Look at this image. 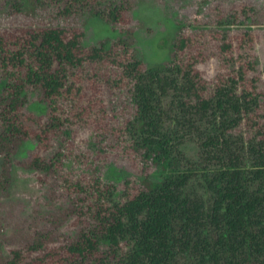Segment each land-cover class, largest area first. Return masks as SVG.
Segmentation results:
<instances>
[{
  "label": "trees",
  "instance_id": "trees-1",
  "mask_svg": "<svg viewBox=\"0 0 264 264\" xmlns=\"http://www.w3.org/2000/svg\"><path fill=\"white\" fill-rule=\"evenodd\" d=\"M132 5L131 0H66L63 16L86 13L120 28L122 35L108 46L88 48L83 29L53 23L27 26L11 39L0 34V181L4 176L9 182L11 156L30 140L38 148L25 166L58 172L60 163L39 152L46 153L54 137L68 136L73 123L99 127L96 116L108 108L102 91L116 95L120 89L129 91L133 111L122 133L145 163L160 169L159 179L146 173L140 187L118 202L115 188L106 186L107 204L96 202L92 223L72 240L46 248L39 237L25 249H13L5 263L0 248V264H31L26 251H45L37 264H264V114L256 115L264 107V92L257 77H248L255 71L253 58L239 50L245 41L253 43V35L239 36L238 49L225 34L228 17L241 12L248 19L256 4L216 20L227 70L212 81L194 56H185L192 42L177 20L167 68L146 67L128 26ZM29 93L47 106V115L25 112ZM164 98H170L167 108ZM61 101L75 109L65 112ZM196 120L212 125L214 133L201 137L205 165L195 173L180 169L175 134L185 127L195 130ZM242 126L249 131L238 134ZM198 173L205 193H186ZM71 207L78 216L79 207Z\"/></svg>",
  "mask_w": 264,
  "mask_h": 264
},
{
  "label": "rangeland",
  "instance_id": "rangeland-1",
  "mask_svg": "<svg viewBox=\"0 0 264 264\" xmlns=\"http://www.w3.org/2000/svg\"><path fill=\"white\" fill-rule=\"evenodd\" d=\"M131 2L128 26L133 30L135 49L145 66L167 68L178 35L174 29V21L177 20L183 24L182 35H187L192 42L191 50H187L185 56L195 57L197 68L208 81L227 70L219 54L220 37L215 36L216 20L240 11L242 6L256 4V12L253 15L248 13V19L241 12L237 13L238 19L237 16L228 17L230 25L225 34L238 49L240 40L236 39L239 36L246 31L253 35V43L245 41L239 50L248 58H253L255 71L250 72L248 77H257L258 88L264 92V0ZM65 4L66 0H0V34L11 39L12 35L27 26L36 28L50 23L70 25L83 29V41L88 48L99 46L102 42L108 46L116 36L122 35L118 26H110L86 13L74 12L69 17L63 16ZM83 87L87 94L91 93V84L86 82ZM102 94L108 108L106 115L96 116L100 128L73 123L68 136L54 137L50 141L51 148L46 153L39 152L43 158L60 163L58 172L49 175L25 166V161L33 157L38 148L33 140L19 146L11 156L9 182L5 183L4 176L0 181V248L4 263L12 258L13 249H25L26 243L39 237L46 243V248L72 240L80 229L92 223L90 211L96 202L107 204L106 186L115 188L112 191L113 200L118 202L123 199V193L131 194L140 187L146 173L151 180L160 178V169L145 163L140 152L132 148L122 133L133 114L129 91L120 89L116 95L105 91ZM262 102L264 106V99ZM61 105L65 112L75 109L70 102L61 101ZM163 106H170V98L163 99ZM25 112L45 116L47 106L39 101L35 93H29ZM263 114L264 107L256 112L258 116ZM194 126L195 130L188 131L185 127L175 135L176 140L181 142L179 149L182 155H178L180 169L196 173L203 171L205 165L201 137L213 134L214 127L198 120ZM240 131L246 133L249 130L242 126L238 134H241ZM2 170L0 158V174ZM185 191L197 195L205 193L199 173L192 177ZM74 204L79 207L75 211L78 216L70 211ZM26 252V261L31 264H37L36 260L46 254L45 251Z\"/></svg>",
  "mask_w": 264,
  "mask_h": 264
},
{
  "label": "flooded vegetation",
  "instance_id": "flooded-vegetation-1",
  "mask_svg": "<svg viewBox=\"0 0 264 264\" xmlns=\"http://www.w3.org/2000/svg\"><path fill=\"white\" fill-rule=\"evenodd\" d=\"M2 249V248H1ZM11 253V252H10ZM7 257V259H8V256H6ZM10 260V259H9ZM9 260H7V261H9Z\"/></svg>",
  "mask_w": 264,
  "mask_h": 264
}]
</instances>
